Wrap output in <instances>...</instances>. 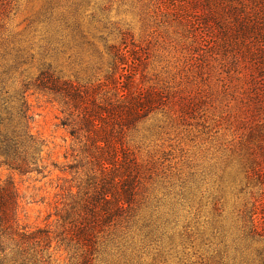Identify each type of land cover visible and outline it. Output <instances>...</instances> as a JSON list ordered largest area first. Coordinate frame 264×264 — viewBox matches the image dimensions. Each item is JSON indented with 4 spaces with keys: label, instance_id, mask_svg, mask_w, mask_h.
<instances>
[{
    "label": "rangeland",
    "instance_id": "374dc122",
    "mask_svg": "<svg viewBox=\"0 0 264 264\" xmlns=\"http://www.w3.org/2000/svg\"><path fill=\"white\" fill-rule=\"evenodd\" d=\"M208 1L222 6L230 2L0 0V55L7 53L11 64H22L11 84L12 105L19 103L26 78L35 79L48 66L64 79L100 94H113L111 78L125 74L113 68L108 47L116 45L129 51L128 55L137 53L138 81L167 93L164 100L169 106L156 110L127 137L142 160L155 163L154 198L147 212H152L148 218L159 229L154 243L161 247L154 244L143 251L148 264L155 263L160 249L157 264H262L258 252L264 248V239L253 236L251 228L253 219L254 223L264 221V185L244 177L234 185L230 175H224V182L220 177L228 165L227 171L236 170L238 162L248 157L246 145H251L264 165V150L258 146H264V115L258 117L263 123H253L255 138L250 139L248 127L234 123L238 101L232 98L253 77L264 89V72L261 76V67L245 54L246 68L239 73L227 66L221 55L203 58L204 51L221 40V31L213 23L204 26L202 20L212 9L217 19L224 17L208 7ZM244 15L237 17L236 9H228L225 19L232 22L233 32L253 16L249 10ZM73 23L81 26L86 39L71 27ZM242 41L236 38L233 43L243 49ZM174 96L178 98L175 105L171 102ZM25 97L32 132L46 144L45 177L22 176L3 167L0 178H13L20 190L24 226L55 230L56 203L76 177L75 172L61 170L80 160L70 156L74 142L62 126L59 105L36 90ZM183 103L189 107L182 113ZM143 225L141 220L138 227ZM51 252L55 264H69L67 253L57 243ZM114 253L94 264H119Z\"/></svg>",
    "mask_w": 264,
    "mask_h": 264
},
{
    "label": "trees",
    "instance_id": "16d2710c",
    "mask_svg": "<svg viewBox=\"0 0 264 264\" xmlns=\"http://www.w3.org/2000/svg\"><path fill=\"white\" fill-rule=\"evenodd\" d=\"M229 1L226 6L222 3H216V6L215 2L208 1V7L217 9L224 17L217 19L212 9L211 14L202 20L204 26L213 23L221 31V40L204 51L203 58L221 55L227 66L239 73L246 68L245 54L249 60L258 63L262 76L264 0ZM231 8L236 9L240 18H245L248 10L253 14L235 27L234 32L230 27L232 22L225 19ZM211 17L214 20L211 21ZM74 25L71 27L86 39L81 26ZM236 38L243 40V49L238 42L233 43ZM108 50L113 55L114 70L125 72L114 80L111 78L115 88L113 94H100L91 87L64 79L48 66L35 79L26 78L22 84L25 90L17 105H12L11 84L14 72L22 64H11L5 57L7 53L0 55V169L6 167L22 176L36 174L45 177L47 168L43 165V154L46 144L31 129L32 117L25 97L30 90L49 95L59 105L64 116L62 126L69 130L74 142L70 156L74 161L80 160L79 165H67L61 170L75 172L76 177L65 189L61 202L56 203L55 230L24 226L20 220L19 188L13 178H0V264H55L57 261L51 252L54 242L67 253L69 264H94L111 251L116 252L114 255L119 264H148L143 251L155 244L159 232L154 221L148 218L152 212H147L152 209L154 198L151 191L156 181L155 163L142 160L138 148L132 146L127 137L156 110L169 106L164 100L167 93L138 81L136 61L139 57L135 51L128 55L129 51L117 45L108 47ZM248 83V86H240V90L234 92L235 96L232 95L238 101L234 123L243 129L248 127L246 135L254 140L256 129L253 123H263L258 119L264 115V89L255 77ZM171 102L175 105L178 98L174 96ZM188 107L183 103L182 113ZM250 146H245L248 157L238 162L236 170L227 171L229 165L222 170V182L226 174L233 177L234 185L241 177L248 181L255 179L264 185V165ZM258 146L264 150L263 145ZM242 156L239 154L240 158ZM65 158L68 159V155ZM141 220L144 225L139 228ZM263 224L264 221L254 223L253 219L251 234L264 239ZM160 253L161 249L158 256L155 254L153 264L158 263ZM258 257L264 264V248L259 250Z\"/></svg>",
    "mask_w": 264,
    "mask_h": 264
}]
</instances>
